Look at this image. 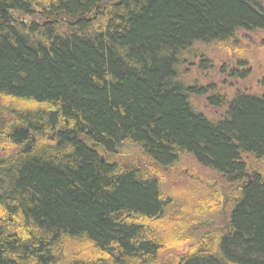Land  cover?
Masks as SVG:
<instances>
[{"label": "trees", "instance_id": "1", "mask_svg": "<svg viewBox=\"0 0 264 264\" xmlns=\"http://www.w3.org/2000/svg\"><path fill=\"white\" fill-rule=\"evenodd\" d=\"M256 31L264 0H0V264H264V169L245 160L264 158V95H213L212 121L179 70ZM133 149L159 169L193 156L234 190L164 194L118 162Z\"/></svg>", "mask_w": 264, "mask_h": 264}, {"label": "rangeland", "instance_id": "2", "mask_svg": "<svg viewBox=\"0 0 264 264\" xmlns=\"http://www.w3.org/2000/svg\"><path fill=\"white\" fill-rule=\"evenodd\" d=\"M233 46L237 47L236 52ZM227 47L229 49H226ZM239 61L248 63L245 68L248 69V74L243 78L237 77L235 72L231 73L232 69L238 67ZM179 70L180 78L185 83L191 85L197 83L206 89L191 97L196 110L209 120H219L226 111L227 103L220 106L211 105L209 98L213 95H220L226 101H230L238 92L264 95V32H240L235 41L223 45L197 43L182 60ZM245 158L250 169L259 173L263 171L264 158L256 160L253 156L247 155ZM117 159L121 163H129L151 170L153 175L160 180L161 191L173 197L182 196V198L187 197L194 201L212 196L209 189L217 187L221 190L223 188L228 198L234 190L220 175L202 167L190 155L180 158L173 166L165 169L156 168L137 149L130 150L126 156L120 155ZM230 206H224L222 212L217 215L215 226H213L216 230H220L228 221ZM166 226L170 227L168 224ZM206 231L200 230L198 234ZM187 250L188 245H185L183 250H172L171 252L178 254L185 253Z\"/></svg>", "mask_w": 264, "mask_h": 264}, {"label": "water", "instance_id": "3", "mask_svg": "<svg viewBox=\"0 0 264 264\" xmlns=\"http://www.w3.org/2000/svg\"><path fill=\"white\" fill-rule=\"evenodd\" d=\"M55 135V134H54ZM103 162H104V160H103Z\"/></svg>", "mask_w": 264, "mask_h": 264}]
</instances>
